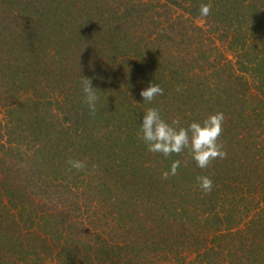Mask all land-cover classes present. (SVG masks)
I'll return each mask as SVG.
<instances>
[{
  "label": "trees",
  "instance_id": "obj_1",
  "mask_svg": "<svg viewBox=\"0 0 264 264\" xmlns=\"http://www.w3.org/2000/svg\"><path fill=\"white\" fill-rule=\"evenodd\" d=\"M149 107L227 158L148 151ZM0 264H264V0H0Z\"/></svg>",
  "mask_w": 264,
  "mask_h": 264
},
{
  "label": "clouds",
  "instance_id": "obj_2",
  "mask_svg": "<svg viewBox=\"0 0 264 264\" xmlns=\"http://www.w3.org/2000/svg\"><path fill=\"white\" fill-rule=\"evenodd\" d=\"M211 9V3H201L199 7L201 16L210 15ZM81 86L84 103L89 108L90 114L95 115L99 100L97 88H94L91 79L85 76L81 80ZM163 91L159 84L152 82L150 86L141 91L140 95L145 102H151L157 96L162 95ZM177 91H181L179 85ZM224 119L223 112H216L208 115L202 122L192 121L185 127L182 126L179 117L169 122L162 117L158 108L149 107L144 111L138 136L143 140L148 151L162 153L165 157H171L173 154L180 155L187 149L188 155L200 168L205 169L217 158H227L228 153L219 139L223 132ZM67 163L77 171L85 168V163L80 160L69 159ZM180 164V160H174L170 169L162 173V179L176 175ZM197 184L205 194L213 190V181L207 175L198 176Z\"/></svg>",
  "mask_w": 264,
  "mask_h": 264
}]
</instances>
